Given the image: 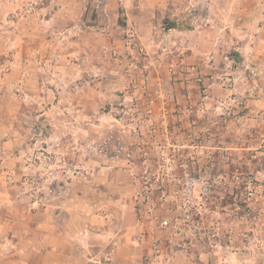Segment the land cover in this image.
Wrapping results in <instances>:
<instances>
[{"label": "rangeland", "instance_id": "374dc122", "mask_svg": "<svg viewBox=\"0 0 264 264\" xmlns=\"http://www.w3.org/2000/svg\"><path fill=\"white\" fill-rule=\"evenodd\" d=\"M124 2L0 0L2 48L75 4L76 32L111 33L89 39L107 71L85 62L67 86L59 73L38 102L1 93L0 264H65L40 256V224L47 206L77 205L71 192L84 195L86 258L70 264H264V0Z\"/></svg>", "mask_w": 264, "mask_h": 264}, {"label": "crops", "instance_id": "0c3cea01", "mask_svg": "<svg viewBox=\"0 0 264 264\" xmlns=\"http://www.w3.org/2000/svg\"><path fill=\"white\" fill-rule=\"evenodd\" d=\"M130 2L131 0H125L124 3L128 6ZM109 6L110 4L108 3L106 7L108 8ZM131 6H133V4ZM142 9L139 11H145ZM74 12L75 14H65L61 16H59V13L61 12H58L49 20L37 21L36 27L34 24H29L25 27V29L22 28L18 32L19 39L15 41L13 51H11L13 48L7 47V44L3 48L0 47V56L3 55L2 63L0 64V75L2 77L0 79V103L4 99V95L1 93H4L9 87L18 88L19 91L22 92L23 97L20 96L15 99L18 103L23 100L26 102H38V98L33 96L35 95L36 88H52L54 84V87L61 85L58 82L59 73H71L72 76L69 77V75H67L68 78H64L63 86H67L70 81L72 84L73 81L78 79L81 75V72L77 67H79L80 64L83 66L85 62H87V64L92 63L95 72H101L103 69L107 71L104 67L103 69L98 67V62L95 59L91 62V55H99L101 49L92 42H89V39L94 38V40H100L103 36L107 37L111 35V33L107 32L109 27L103 29V34L92 30L87 31V29H81V33H78L75 30L74 24H76L78 17L76 13L78 15L80 13L79 4H75ZM145 13H147L144 15L145 18L150 21V18L146 17L150 16V11H145ZM111 22L112 21L110 19V23ZM53 24H59V27L54 29ZM232 31L233 35L239 38V31L234 29H232ZM69 35L71 37H69ZM87 38L89 44H87ZM7 51H11V53ZM77 60L79 62H76ZM117 69L120 68L118 67ZM117 71L120 73V70ZM45 93L46 99L51 98L54 100L57 98V94L53 89H48ZM62 94H64V90H62ZM60 98L63 99V97H59V100ZM65 101L68 102L69 99L67 98ZM0 106L1 111H3L4 105L1 104ZM78 112L81 111L78 110ZM1 134L2 132H0V135ZM68 195L73 198L77 205L72 208L62 206L60 207V210H50V206H47L45 209V222L40 224V227L44 226L46 231V240L42 241L39 245L42 250L40 256L45 259L46 262L56 259L59 262L70 264L76 261L77 263L82 262L86 258V253H84V251L80 248L84 247L83 240L80 239V235L84 232L83 226L85 225L84 219H82V217L80 218V215L85 213V209L80 206V203L84 202V195L79 192H71L70 194L68 193ZM118 209L119 208L117 206V209L112 210L116 212ZM106 211L109 212L110 208ZM107 212H102L101 216H99L102 224L105 223V226L101 230V237L105 243L101 244V253L106 251L104 248L108 246L109 242V220L107 219ZM53 215H55L56 218L63 216L64 219V227H61L60 230L62 233H59V236H55V232L58 227L54 226L55 221ZM83 222L84 224L82 225ZM86 232L90 234V231L87 230ZM68 235L72 237L71 242L66 240ZM121 237L125 238V244L119 246L118 249L112 253V256L110 257L111 260H115L119 250H122L121 248L128 247L127 245L130 241L128 233ZM2 241L3 247H1L3 249L5 241ZM30 242L34 247L39 244L38 240L34 238H31ZM5 250L6 248L3 249L2 257H6ZM102 256L104 255L102 254ZM34 257H37V254H35Z\"/></svg>", "mask_w": 264, "mask_h": 264}, {"label": "built area", "instance_id": "2783aa9c", "mask_svg": "<svg viewBox=\"0 0 264 264\" xmlns=\"http://www.w3.org/2000/svg\"><path fill=\"white\" fill-rule=\"evenodd\" d=\"M128 38L130 39L131 43H134L135 41V36L132 32H130V34L128 35ZM162 227H166L168 225V222L165 220L161 223Z\"/></svg>", "mask_w": 264, "mask_h": 264}]
</instances>
